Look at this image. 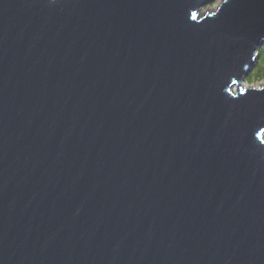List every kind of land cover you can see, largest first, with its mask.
<instances>
[{"label": "water", "instance_id": "1", "mask_svg": "<svg viewBox=\"0 0 264 264\" xmlns=\"http://www.w3.org/2000/svg\"><path fill=\"white\" fill-rule=\"evenodd\" d=\"M0 0V264H264V0Z\"/></svg>", "mask_w": 264, "mask_h": 264}, {"label": "trees", "instance_id": "2", "mask_svg": "<svg viewBox=\"0 0 264 264\" xmlns=\"http://www.w3.org/2000/svg\"><path fill=\"white\" fill-rule=\"evenodd\" d=\"M257 58L252 69L244 75V82L252 84L264 80V43L256 51Z\"/></svg>", "mask_w": 264, "mask_h": 264}, {"label": "rangeland", "instance_id": "3", "mask_svg": "<svg viewBox=\"0 0 264 264\" xmlns=\"http://www.w3.org/2000/svg\"><path fill=\"white\" fill-rule=\"evenodd\" d=\"M221 0H211L210 2H207L202 6L201 8L198 9L199 16L203 15L205 12H212L215 10V8L219 5ZM264 80L256 81L252 84H248L244 82L243 84L246 85L247 87H258L263 83ZM262 137H264V133L262 134Z\"/></svg>", "mask_w": 264, "mask_h": 264}]
</instances>
